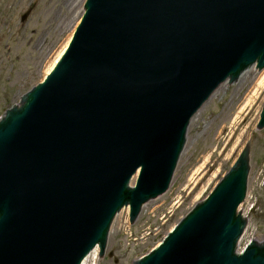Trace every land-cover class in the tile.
Returning <instances> with one entry per match:
<instances>
[{
    "label": "water",
    "instance_id": "95a60500",
    "mask_svg": "<svg viewBox=\"0 0 264 264\" xmlns=\"http://www.w3.org/2000/svg\"><path fill=\"white\" fill-rule=\"evenodd\" d=\"M85 1L54 69L0 117V264H82L96 247L102 257L121 210L133 224L168 191L215 91L264 70V0ZM251 141L130 264H264L259 235L238 253Z\"/></svg>",
    "mask_w": 264,
    "mask_h": 264
},
{
    "label": "rangeland",
    "instance_id": "374dc122",
    "mask_svg": "<svg viewBox=\"0 0 264 264\" xmlns=\"http://www.w3.org/2000/svg\"><path fill=\"white\" fill-rule=\"evenodd\" d=\"M80 6L79 0L70 9L65 0H0V117L47 75L80 22L76 12L70 16ZM251 97L252 104L240 115L234 131L220 136L223 123L229 128ZM263 104L264 70L255 67L242 88L229 83L211 97L191 121L168 191L143 206L133 224L129 208L123 209L111 225L106 253L100 257L97 249L95 264H130L137 254L135 261L153 250L214 189L250 138L248 195L240 208L245 207L244 215L250 219L239 248L257 235L264 240V128L257 129Z\"/></svg>",
    "mask_w": 264,
    "mask_h": 264
},
{
    "label": "bare ground",
    "instance_id": "6f19581e",
    "mask_svg": "<svg viewBox=\"0 0 264 264\" xmlns=\"http://www.w3.org/2000/svg\"><path fill=\"white\" fill-rule=\"evenodd\" d=\"M77 1L78 0H65V5H69V9H70L73 5L76 4ZM79 1L81 2L80 8H78L76 11L74 10L73 13H70V16L73 17V16H75V12H76V15L78 14L77 19H80L81 16L83 15V11L84 10H83V7L82 6H83V3H84L85 0H79ZM77 11H78V13H77ZM59 26H61V24H59ZM56 29H57V27H56ZM70 39H68V41L66 42L65 46L60 50V52H59L58 56L56 57L55 61L52 63V65L47 70V73L50 70H52L53 66L55 65V63L57 62V60L59 59V57L63 54L64 50L66 49V47H67V45H68V43L70 41ZM251 69L252 68H250L249 70H246L244 73L241 74V76L239 77V79L236 82V85L238 87L242 88L244 86L245 82L248 80V74L250 73V70ZM227 84L228 83H225L222 86H220L215 91V93L212 95V98L213 97H216L220 93L221 89L223 87H225ZM255 95H257V92L254 93V96ZM253 97L249 98L247 100V103L240 109V111L237 113L236 117L234 118V121L231 122V126L229 128L226 127L225 122L223 123L224 126H222V128H221L222 133H220V136H222V134H224L225 132H229V130L232 131V132L234 131V128L235 127H233V126L236 124V121L240 118V115H242L243 113H245L246 109L248 107H250V104H252V101L251 100H252ZM241 139H242V137H240V140ZM125 209H127V208H125ZM96 255H97V248L89 256H87V258L83 261L82 264H93V263L95 264L97 262V259H98Z\"/></svg>",
    "mask_w": 264,
    "mask_h": 264
},
{
    "label": "flooded vegetation",
    "instance_id": "af4514ba",
    "mask_svg": "<svg viewBox=\"0 0 264 264\" xmlns=\"http://www.w3.org/2000/svg\"><path fill=\"white\" fill-rule=\"evenodd\" d=\"M42 65H43L42 62L38 63V66H39V67H42Z\"/></svg>",
    "mask_w": 264,
    "mask_h": 264
}]
</instances>
